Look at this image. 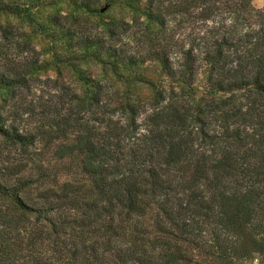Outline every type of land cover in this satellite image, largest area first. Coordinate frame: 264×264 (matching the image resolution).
Listing matches in <instances>:
<instances>
[{
	"label": "trees",
	"instance_id": "obj_1",
	"mask_svg": "<svg viewBox=\"0 0 264 264\" xmlns=\"http://www.w3.org/2000/svg\"><path fill=\"white\" fill-rule=\"evenodd\" d=\"M56 1L0 0V11L60 39V62L93 60L104 78L72 66L84 86L64 114L42 109L20 128L31 114L6 101L32 68L0 47L4 144L25 149L47 124L69 131L55 168L0 152V264H264V5L63 0L128 8L131 47L115 44L116 23L105 39L58 11L35 19Z\"/></svg>",
	"mask_w": 264,
	"mask_h": 264
},
{
	"label": "rangeland",
	"instance_id": "obj_2",
	"mask_svg": "<svg viewBox=\"0 0 264 264\" xmlns=\"http://www.w3.org/2000/svg\"><path fill=\"white\" fill-rule=\"evenodd\" d=\"M255 7L264 5V0H252ZM58 11V13L67 14L68 19L76 18L75 24L81 31L87 34L102 35L109 39L105 29L116 23L114 29L115 44L127 43L134 46L132 40L133 30L137 29L138 24L132 22V12L128 8L118 5H103L102 9L96 13L84 12L67 4L63 0H57L53 5L40 6L34 14L35 19L40 20L48 12ZM125 24L121 25L120 23ZM114 43V39L108 41ZM62 43L58 39L56 45L50 42V39L43 33L32 31L31 27L17 18L16 16L0 11V47L1 52L6 58L17 67L31 64V71L25 76V81L21 87L16 88L6 104H22L20 109H24L31 114L23 113L19 115V127L30 129L40 116L41 110L44 109L50 118L59 119L64 114V108L70 103L69 98L74 92H79L83 88L75 77L72 66L80 69L84 75L91 79L103 80V71L98 63L89 59L73 60L60 62L62 58ZM151 70V69H150ZM107 77H110L107 74ZM119 85V82H117ZM140 92L144 93L142 87ZM83 119H81L82 121ZM40 133L35 137L33 144L26 146L25 149L19 146L5 145L0 137V152L10 154L25 160L26 162L34 161L42 165L55 168L60 162L53 156L52 151L55 146L68 135L56 131L52 125L38 127ZM65 136V137H63ZM68 176L60 174L57 177L59 182L67 180Z\"/></svg>",
	"mask_w": 264,
	"mask_h": 264
}]
</instances>
